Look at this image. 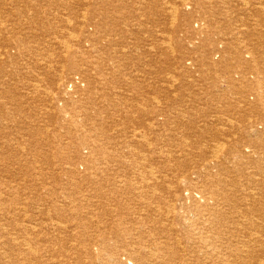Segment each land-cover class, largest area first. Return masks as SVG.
I'll return each mask as SVG.
<instances>
[{
  "label": "rangeland",
  "instance_id": "rangeland-1",
  "mask_svg": "<svg viewBox=\"0 0 264 264\" xmlns=\"http://www.w3.org/2000/svg\"><path fill=\"white\" fill-rule=\"evenodd\" d=\"M222 1L0 0V264H35L39 248L47 264L51 237L69 250L54 264H134L109 249L154 242L162 249L138 263L264 264V41L226 46L243 19L258 38L264 12L227 13ZM117 97L126 105L106 107ZM80 128L103 130L97 144L115 161L68 154ZM188 182L201 190L189 195ZM52 200L69 205L60 235Z\"/></svg>",
  "mask_w": 264,
  "mask_h": 264
},
{
  "label": "bare ground",
  "instance_id": "bare-ground-1",
  "mask_svg": "<svg viewBox=\"0 0 264 264\" xmlns=\"http://www.w3.org/2000/svg\"><path fill=\"white\" fill-rule=\"evenodd\" d=\"M238 1V2H237ZM249 1H252V0H249ZM232 2H234V0H223L222 1V5H228V8H227V13L228 12H231L233 9H235V8H237V7H240L241 9H240V11H243V12H245L246 14V16L247 15H251V16H255V15H261V14H263V8H264V0H259V2H260V4L257 6V4H251L250 2H248V0H243V1H239V0H236V2L237 3H235L234 5H232L233 3ZM256 2H258V1H256ZM82 4V3H81ZM80 4V5H81ZM216 6H219V4H217V3H214ZM66 5H69V4H66ZM64 6V5H63ZM191 7H192V5H190ZM87 7V6H86ZM221 9H223V8H221ZM196 12H197V10H196ZM77 15V14H76ZM242 15V14H241ZM244 16V15H243ZM243 16H241V17H243ZM245 16V17H246ZM261 16H263L264 17V15H261ZM75 17H77V16H75ZM74 17V18H75ZM238 17H240V16H238ZM249 17V16H248ZM248 17H246V18H248ZM66 18V17H65ZM255 18V17H254ZM67 19V18H66ZM250 19V18H249ZM253 19V18H252ZM256 19V18H255ZM260 19V18H259ZM260 20H262V19H260ZM75 21V20H74ZM243 23V27H245V29H247V31H243V32H240L239 33V35H241V37H238L237 35H236V38H232L231 40L232 41H229V40H227V41H229V42H227L226 43V46L227 47H231L232 46V43H234L235 41L238 43L239 42V40H241V38L243 39V40H246V39H248V41L246 42V44H249V42H251L252 44H254L255 42H257L258 41V39H260V41L262 42V41H264V31L263 30H260V32L261 33H259L258 34V38H256V39H249V37H251V35H252V31L253 30H256V31H258L257 30V28H255V29H253L251 32H250V29H249V26H248V24H249V20H247V19H243V20H241ZM81 22V21H80ZM259 22V21H258ZM72 23V22H71ZM251 24V23H250ZM260 24V23H259ZM262 24V23H261ZM74 25H75V23H74ZM138 25L139 26H144L143 25V23H137V24H135V25H132L131 27L132 28H134V27H138ZM63 26V25H62ZM70 26V25H69ZM64 28V27H63ZM97 27L95 26V29H96ZM253 28V27H252ZM263 28H264V26H263ZM38 33V32H37ZM238 34V33H237ZM69 38V37H68ZM66 40H68V39H66ZM118 42H119V38H117V37H115L114 39H112V44L111 45H113V46H116V45H118ZM66 45V44H65ZM241 52V51H240ZM242 53V52H241ZM241 53H236V58L238 59V61L240 62V63H242V61H243V63H246V58L244 57V55L243 54H241ZM58 54V53H57ZM83 55V54H82ZM84 56V55H83ZM61 57V56H60ZM69 57V56H68ZM84 57H86V56H84ZM63 58V55H62V57H61V60H63L62 59ZM225 59H226V56L224 57ZM226 61H228L227 59H226ZM229 62V61H228ZM191 63H192V60H191ZM208 65V64H207ZM227 67H229V66H226V68ZM239 67V66H238ZM232 68V67H231ZM240 68V67H239ZM240 74V75H243V74H241V72L240 71H237V69L235 68V74ZM107 83L108 82H104L102 85H101V88L100 87H90V85H88L87 86V90H86V92L85 93H88V95L92 92V90H94L95 88V90H101V92H100V94L97 96V97H95V98H98V99H100V98H102V95H103V93L105 92V87L104 86H106L107 85ZM86 100V101H91L92 100V98L91 97H89L88 96V98L86 97V96H84V95H82L81 96V99L80 100ZM105 101H106V107H108V108H118V106H121L123 103V105L125 106L126 105V99H124V98H119V97H117V100H116V98L115 99H108V98H105ZM122 103V104H120V103ZM154 102H156V99L155 100H153V102L151 101V103H154ZM154 105V104H153ZM133 106H131V108H132ZM142 107H140V109H141ZM74 112V111H73ZM75 113V112H74ZM184 114H190L189 112H186V111H184ZM80 115V114H79ZM84 116V115H83ZM220 118V117H219ZM218 118V119H219ZM219 122L220 121H223V119L221 120H218ZM207 124V123H206ZM212 124V123H211ZM209 124H207V126H208ZM69 127V126H68ZM72 127H73V129H77V127H79V126H74V125H72ZM81 129V128H80ZM68 130H69V128H68ZM77 131V130H76ZM81 131V134H80V136L79 137H77L76 135H73V133H72V131H70V134L71 135H73V136H71L72 138H77L78 140H80V143L78 144V145H76V146H72L71 148H68L66 151L68 152V154H71V152H73L74 154H75V156H76V158L81 162V163H84V162H88V161H90V160H95V159H97V160H102L104 163H107V161H111V163H113L114 161H115V159L113 158L114 156H112V155H110V154H108V152H107V150H106V148L107 147H105V146H103V145H98L97 144V142L102 138L101 137V133L103 132V130H101V129H99V131L97 130V132L98 133H96V132H92V131H88V130H83L82 131V129L80 130ZM96 131V130H95ZM78 132H79V130H78ZM178 133V132H177ZM76 134V133H75ZM136 135H138L139 137H142V138H145L144 136H141L140 134H137L136 133ZM178 135V134H177ZM176 135V136H177ZM189 135H191V134H189ZM76 136V137H75ZM137 136V137H138ZM179 137H183L184 138V140H185V138H186V132H184V131H182V133H179V135H178ZM185 136V137H184ZM194 136L196 137V135H194V134H192L190 137H187V138H194ZM113 138H114V136L113 137H111V138H109L108 140H113ZM116 138V137H115ZM183 140V139H182ZM192 140H194V139H192ZM210 140V139H209ZM141 141V140H140ZM186 141V140H185ZM180 142V141H179ZM187 142V141H186ZM188 142H189V140H188ZM193 142V141H192ZM196 142V141H195ZM207 142V141H206ZM101 143V142H100ZM115 143V142H114ZM181 143V142H180ZM192 143H190V145H191ZM194 144V143H193ZM192 144V145H193ZM196 144V143H195ZM134 145V144H133ZM183 145V144H182ZM201 145V144H200ZM202 146V145H201ZM207 146V145H206ZM209 146V145H208ZM110 147V146H109ZM192 147V146H191ZM115 148H117V147H115ZM114 148V149H115ZM204 148V147H203ZM108 149V148H107ZM187 149V148H186ZM116 150H118V149H116ZM115 150V151H116ZM189 150V149H188ZM194 150V149H193ZM203 151V150H202ZM116 152H119V151H116ZM186 152V151H185ZM193 152V151H192ZM199 152V151H198ZM61 153V152H60ZM100 153L102 154L100 157H99V155H100ZM191 153V152H190ZM61 154H63V152L61 153ZM167 155V154H166ZM188 155V154H187ZM199 155V154H198ZM169 156V155H168ZM189 156H191V155H189ZM194 156V155H193ZM166 157V156H165ZM171 158V157H170ZM178 159V158H177ZM176 159V160H177ZM179 159H181V158H179ZM179 159H178V162H179ZM172 160V159H171ZM170 160V161H171ZM117 164H120V165H122V166H126V164H124L123 163V161H119V162H116ZM142 163H129V165L130 166H132L133 168H135V172H136V170L137 171H140V170H146V165H144V163H143V165H141ZM129 166V167H130ZM147 166H148V164H147ZM150 168V167H149ZM130 169V168H129ZM128 169V170H129ZM148 169V168H147ZM171 170V169H170ZM148 171V170H147ZM172 172V171H171ZM174 172V171H173ZM205 172V171H204ZM136 173H138V172H136ZM140 173V172H139ZM166 174V173H165ZM170 174H172V173H170ZM211 174V173H210ZM141 175V174H140ZM145 175V174H144ZM147 175H148V173H147ZM151 176V175H150ZM167 176V175H166ZM172 176V175H171ZM207 176V175H206ZM156 177V176H155ZM162 177V176H161ZM160 177V178H161ZM168 177H170V176H168ZM167 177V178H168ZM194 177V176H193ZM164 178V177H163ZM162 178V179H163ZM166 178V177H165ZM174 178V177H173ZM198 178V177H197ZM202 178V177H201ZM210 178V177H209ZM169 179V178H168ZM200 179V178H199ZM156 180V179H155ZM158 180V179H157ZM156 180V181H157ZM174 179H172V182H173V185H174V181H173ZM147 181V180H146ZM159 181H161V180H159ZM192 181V180H191ZM139 182V181H138ZM143 182V181H142ZM148 182V181H147ZM162 182V181H161ZM171 182V183H172ZM179 182V181H178ZM192 182H195V181H192ZM199 182V181H198ZM127 182L125 181H120V182H118L117 183V185H116V187H113L111 190H113V189H118V187L120 186V185H122V184H124V185H126L127 186V184H126ZM141 183V182H140ZM139 183V184H140ZM170 183V184H171ZM203 183V182H202ZM138 184V183H137ZM137 184H136V186H137ZM156 184V183H155ZM162 184V183H161ZM170 184H167V185H170ZM188 184H189V186L187 187L188 188V191L190 192V194L189 195H192L193 196V194L194 193H196L197 191H199V189L201 190V188L202 187H200V185H198L197 187L193 184V183H190V182H188ZM141 185V184H140ZM166 184H165V186H167ZM176 185V184H175ZM197 185V184H196ZM208 185L211 187V182H209L208 183ZM207 185V186H208ZM156 186H158L157 187V189H158V191H159V189L160 190H162L161 188H163L162 186H160V184H157V185H155V187ZM130 187V186H129ZM134 187V186H133ZM139 187V186H138ZM136 188V189H139V188ZM147 187V186H146ZM145 187V188H146ZM151 187L153 188V190H155L154 189V187L151 185ZM150 187V188H151ZM143 188V187H142ZM145 188H143L144 190H145ZM150 188H146L147 189V191H149L150 192ZM151 188V189H152ZM207 188V187H206ZM128 189V188H127ZM164 189H166V188H164ZM170 189V188H169ZM142 190V192H144V193H146L147 191L145 190ZM151 191V192H154V191ZM97 191V190H96ZM103 191V190H102ZM134 191V190H133ZM116 192V191H115ZM165 192V191H164ZM162 193V192H161ZM178 194H179V191H178ZM172 195V194H171ZM170 195V196H171ZM175 195H177V194H175ZM124 196V195H123ZM202 198V197H201ZM105 200L107 201V202H110V201H113L114 200V198L111 196V194H110V196H106V198H105ZM185 200V199H184ZM190 201V200H189ZM52 202V205L54 206V208H53V214H49V217H48V220H50V222H52V225H51V228H53L54 229V231H56L59 235H60V233L63 231V227H59V225L60 224H58V223H61V222H56L55 220H57V221H62V220H66L67 218L66 217H69V215L68 216H66V217H64L63 215L61 216V212L63 211L64 213H68L70 210H69V205H68V203H67V201H64V204L63 205H57V202L55 201V200H52L51 201ZM182 202V201H181ZM181 202H179L178 204H180ZM173 204V203H172ZM197 205V204H196ZM159 206H161V205H159ZM169 206V205H168ZM172 206V205H171ZM182 206V205H181ZM178 208L179 207H177V210H178ZM168 209H170L169 207H168ZM191 209V208H190ZM163 210V213H165V209H162ZM161 210V211H162ZM167 210V209H166ZM187 210V209H186ZM172 211V210H171ZM170 212V211H169ZM173 212H175V211H173ZM167 213V212H166ZM78 214H80V213H78ZM88 215H86L85 217H86V219H88L87 220V222H89L88 224H90V223H92V222H94L95 221V219H97V218H99L100 216H98L97 214H93V215H91L90 213H87ZM162 214V213H161ZM161 214H159V215H161ZM76 215V214H75ZM82 215V214H81ZM80 215V216H81ZM167 215H169V214H167ZM89 216V217H88ZM163 216H164V214H163ZM167 217V216H166ZM170 217V216H169ZM50 218V219H49ZM165 218V217H164ZM205 218V217H204ZM82 219V218H81ZM184 219V218H183ZM41 220V219H40ZM169 220V219H168ZM170 220H171V218H170ZM169 220V221H170ZM182 220V219H181ZM187 220H188V217H187ZM190 220V219H189ZM68 221V220H67ZM97 221V220H96ZM69 222H70V219H69ZM170 222H172V220L170 221ZM187 222V221H186ZM40 223V222H39ZM43 223V222H42ZM64 223V222H63ZM97 223V222H96ZM162 223V222H161ZM167 223H169V222H167ZM67 224V223H66ZM94 224V223H93ZM141 224V223H140ZM163 224H164V221H163ZM166 224V223H165ZM170 224V223H169ZM172 224V223H171ZM170 224V225H171ZM182 224V223H181ZM252 225H254L255 226V224H253V223H251ZM78 225H80V223L78 224ZM92 225V224H91ZM161 225V224H160ZM169 225V226H170ZM191 225V224H190ZM201 225V224H200ZM62 226H63V224H62ZM73 225H71V227H72ZM94 226V225H93ZM159 226V225H158ZM162 226V225H161ZM180 226V225H179ZM178 226V227H179ZM184 226V225H183ZM187 226H188V224H187ZM189 227V226H188ZM21 228V227H20ZM66 228V227H65ZM73 228V227H72ZM71 228V229H72ZM78 228V227H77ZM141 228V227H140ZM181 228H183V227H181ZM18 229V228H17ZM31 229V228H30ZM93 229H94V227H93ZM92 229V230H93ZM99 229H101V228H98V230ZM188 229V228H187ZM186 229V230H187ZM192 229V228H191ZM205 229H207V228H205ZM20 229H18V231H19ZM50 230V229H49ZM86 230V229H85ZM89 230V229H88ZM87 230V231H88ZM197 230V229H196ZM26 231V230H25ZM33 231V230H32ZM37 231V230H36ZM70 231V230H69ZM100 231V230H99ZM102 231V230H101ZM175 231V230H174ZM185 231V230H184ZM39 232V231H38ZM40 232H42L43 233V231H41L40 230ZM67 232V231H66ZM65 232V233H66ZM73 232V231H72ZM166 232H168V231H166ZM165 232V233H166ZM170 232V231H169ZM168 232V233H169ZM172 232V231H171ZM94 233V232H93ZM93 233H92V235H93ZM181 233V232H180ZM40 234V233H39ZM39 234H37L36 235V237L37 236H39ZM69 234V233H68ZM91 234V233H90ZM89 233L87 234V235H90ZM183 234V233H182ZM190 234V232L188 231L187 233H186V235L188 236ZM193 234V233H192ZM200 234V233H199ZM198 234V235H199ZM73 235V234H72ZM95 235V234H94ZM93 235V236H94ZM175 236V235H174ZM174 236H173V238H174ZM195 236V235H194ZM193 236V237H194ZM65 237V236H64ZM69 237V236H68ZM67 237V238H68ZM176 237V236H175ZM77 238H79V237H77ZM91 237H89L88 239H90ZM184 238V237H183ZM36 239H38V238H36ZM41 240L40 241H42V238H40ZM60 239H62V238H60ZM71 239V238H70ZM85 239V238H84ZM206 239V238H205ZM204 239V240H205ZM164 240V239H163ZM173 240H175V239H173ZM188 240V239H187ZM62 241V240H61ZM60 241V242H61ZM64 241V240H63ZM89 241V240H88ZM167 241V240H166ZM178 241V240H177ZM209 241H211V240H209ZM59 241H58V239H57V237L56 238H48L47 239V243H49V246H47V248L45 249V253H44V255H47V256H45L46 257V262H47V264H54V262H53V260L55 261V257H56V255L58 254V255H60V254H62V253H65V252H69V250H66L65 248H63L64 246H62V244L60 243ZM72 242H73V240H72ZM86 242H87V240H86ZM173 242H175V241H173ZM179 242V241H178ZM255 242V241H254ZM194 243V242H193ZM258 243V242H257ZM72 244V243H71ZM70 244V245H71ZM162 244V243H161ZM161 244L160 243H157V242H154V243H152V244H150V245H148V246H142V245H144V244H142L141 246H140V248H135L134 246H125L124 247V249L123 250H120V249H117V248H111V249H109V250H111V255H116V257H117V261H119V258H123L124 256H125V259L128 261V262H134V264H149V262H142V263H138V262H140L141 261V255L140 254H142V252H148V254H150L151 256H156L157 255V253L162 249L161 248ZM211 244V243H210ZM57 246L58 247V249H55V247L54 246ZM73 245V244H72ZM165 245V244H164ZM178 245H181V243H179ZM183 245V244H182ZM16 246V245H15ZM193 246V245H192ZM77 247V246H76ZM167 247V246H166ZM178 247V246H177ZM82 248V247H81ZM88 248V247H87ZM96 248V247H95ZM103 248V250H108V247L107 246H104V247H102ZM217 248V247H216ZM75 249V248H74ZM76 249H78V248H76ZM169 249V248H168ZM170 249H172V247L170 248ZM174 249V248H173ZM172 249V250H173ZM181 249V248H180ZM188 249V248H187ZM191 249V248H190ZM95 250V249H94ZM100 250V249H99ZM189 250V249H188ZM65 251V252H64ZM81 251V250H80ZM90 250H87V253L89 252ZM174 251V250H173ZM212 251V250H211ZM219 251V250H218ZM200 252V251H199ZM90 253V252H89ZM27 254V253H26ZM30 254V253H29ZM207 254H210V252H208ZM42 255L43 254H41V248H39V249H37V250H35V252H34V261H35V264H43V263H41L42 261H40V258L42 257ZM74 255V254H73ZM72 255V256H73ZM110 255V256H111ZM166 255H169V254H166ZM204 255V254H203ZM64 256V255H63ZM92 256V255H91ZM143 256V255H142ZM164 256V255H163ZM214 256V255H213ZM28 257H30V256H28ZM95 258V257H94ZM30 259V258H29ZM27 260V259H26ZM59 260V259H58ZM75 260H77V259H75ZM75 260H73V261H75ZM84 260V259H83ZM112 260V259H111ZM32 261V260H31ZM113 261V260H112ZM147 261V260H146ZM167 261V260H166ZM169 261V260H168ZM167 261V262H168ZM187 261V260H186ZM185 260H183V261H181V263L182 262H184V263H186V264H188L187 262H186ZM32 263V262H31ZM76 263V262H75ZM181 263H179V264H181ZM60 264H61V262H60ZM151 264V263H150ZM154 264H157V263H154ZM200 264V263H199ZM205 264V263H204Z\"/></svg>",
  "mask_w": 264,
  "mask_h": 264
}]
</instances>
